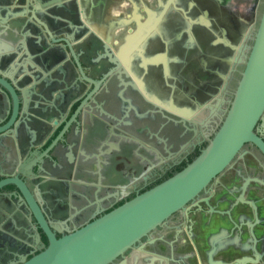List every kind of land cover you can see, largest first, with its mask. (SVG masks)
Returning a JSON list of instances; mask_svg holds the SVG:
<instances>
[{
  "label": "flooded vegetation",
  "instance_id": "flooded-vegetation-1",
  "mask_svg": "<svg viewBox=\"0 0 264 264\" xmlns=\"http://www.w3.org/2000/svg\"><path fill=\"white\" fill-rule=\"evenodd\" d=\"M262 1L9 0L6 50L34 79L37 104L6 131L0 154L16 148L35 175L36 210L56 238L200 154L230 106ZM114 18L119 26L109 29ZM253 133L264 144V110ZM34 158H45L44 170L30 171ZM24 210L0 196V264L40 251L25 248L33 219ZM141 243L125 252L126 264H264V150L244 142ZM47 245L41 233L36 246Z\"/></svg>",
  "mask_w": 264,
  "mask_h": 264
},
{
  "label": "water",
  "instance_id": "water-1",
  "mask_svg": "<svg viewBox=\"0 0 264 264\" xmlns=\"http://www.w3.org/2000/svg\"><path fill=\"white\" fill-rule=\"evenodd\" d=\"M261 6L257 22L247 33L252 43L242 59L244 67L229 101L230 106L213 137L181 171L116 209L56 238L36 210L38 203L28 185L29 181L36 179L35 175L24 172L16 148L15 156L3 158L0 154V196H7L11 205L26 209L24 218L32 217L33 221L29 222L31 231L24 233L25 248L29 254L40 249L28 259L25 255L19 263L10 264H110L117 258L120 260L118 264H126L125 252L136 246L142 249V238L204 190L230 163L244 142L254 141L264 150V144L253 133V127L264 110V0ZM8 10L9 0H0L2 37L7 36ZM86 27L96 35L87 23ZM18 43L14 37V44ZM21 64L16 51L0 49V141L36 108L34 79L24 74ZM14 141L19 143L18 139ZM45 165V158L28 162L31 172L32 169L33 172L44 170ZM35 186L38 188L37 184ZM41 233L48 237V245L43 249L36 246Z\"/></svg>",
  "mask_w": 264,
  "mask_h": 264
},
{
  "label": "rangeland",
  "instance_id": "rangeland-1",
  "mask_svg": "<svg viewBox=\"0 0 264 264\" xmlns=\"http://www.w3.org/2000/svg\"><path fill=\"white\" fill-rule=\"evenodd\" d=\"M118 1V3H119V0H117ZM119 5V4H118ZM114 14H115V11H114ZM118 14H119V12H118ZM115 15H117V14H115ZM115 17V16H114ZM116 18H114L113 20H111V22H109V24L110 25H107V27L109 28V29H112V28H114V27H117V26H119V20H115ZM102 23H104V22H102ZM102 23H98V24H102ZM110 36V40H113V39H116L117 37H119V30H117L116 32H111L110 33V35H108V34H105V35H103V37H109ZM152 60H156L155 58L154 59H152Z\"/></svg>",
  "mask_w": 264,
  "mask_h": 264
},
{
  "label": "crops",
  "instance_id": "crops-1",
  "mask_svg": "<svg viewBox=\"0 0 264 264\" xmlns=\"http://www.w3.org/2000/svg\"><path fill=\"white\" fill-rule=\"evenodd\" d=\"M94 25V24H93ZM7 41L4 39V37L0 36V49H6L7 48Z\"/></svg>",
  "mask_w": 264,
  "mask_h": 264
},
{
  "label": "bare ground",
  "instance_id": "bare-ground-1",
  "mask_svg": "<svg viewBox=\"0 0 264 264\" xmlns=\"http://www.w3.org/2000/svg\"><path fill=\"white\" fill-rule=\"evenodd\" d=\"M91 28H92V26H91ZM93 29V28H92ZM94 31V30H93ZM95 32V31H94ZM96 33V32H95ZM98 34V33H97ZM99 35V34H98Z\"/></svg>",
  "mask_w": 264,
  "mask_h": 264
}]
</instances>
